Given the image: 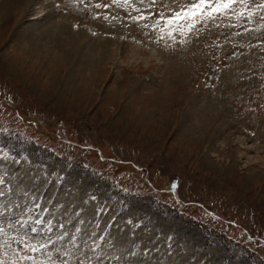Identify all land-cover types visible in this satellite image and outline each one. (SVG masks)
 <instances>
[{
    "label": "rangeland",
    "instance_id": "374dc122",
    "mask_svg": "<svg viewBox=\"0 0 264 264\" xmlns=\"http://www.w3.org/2000/svg\"><path fill=\"white\" fill-rule=\"evenodd\" d=\"M122 4L36 0L0 21V176L12 188L0 222L32 197L54 209L65 228L52 236L69 233L57 264H264V19L165 47L144 25L159 27L152 14L171 15V0ZM58 14L91 34L75 46L97 47L90 64L55 42L27 52L26 32ZM44 170L51 183L34 182Z\"/></svg>",
    "mask_w": 264,
    "mask_h": 264
},
{
    "label": "snow or ice",
    "instance_id": "6c2138e0",
    "mask_svg": "<svg viewBox=\"0 0 264 264\" xmlns=\"http://www.w3.org/2000/svg\"><path fill=\"white\" fill-rule=\"evenodd\" d=\"M132 0H123L122 6H131ZM169 11L171 15L165 17L164 12L153 13L158 16L160 23L159 27L154 23L149 28L145 23L144 27L149 29L150 33L158 32L161 39L165 40V47L171 40L180 45L188 42L190 36H198L200 27L207 26L211 31L212 27L220 28L229 26L227 22H231L233 18L237 21L242 19L253 20L257 14H261L260 18L264 19V0H187L183 3L182 0H171ZM174 6V7H173ZM58 7V5L56 6ZM139 11V10H138ZM142 17L134 16L133 20H139ZM147 16L143 17L147 20ZM157 43L160 41L157 40ZM49 173L46 170L42 171L40 176L33 177L34 182L44 178L46 183H51L48 179ZM65 177L57 176V183L62 186ZM12 192V188L6 183L5 178L0 176V197H5ZM98 197L91 195L84 202V207L89 202L95 203ZM54 202V197H49V203ZM19 207V206H18ZM59 208V205H57ZM54 209L43 205L37 197H32L27 206L23 208L21 215L15 223L9 222L7 226L0 222V264H57L53 257L52 247L57 242H63L69 233L64 232L52 236L55 228L64 229V223H54V219L48 218V214ZM95 214L102 216L108 209L104 206H99L95 210ZM74 214L79 216L83 214V208L74 211ZM84 220H79L78 223L83 224ZM21 229H29L31 235L25 232L20 234ZM81 229L74 227V232L70 236L69 243L77 246V234ZM15 232V234H13ZM77 250H79L77 246ZM59 252V249H57ZM65 257L70 253L65 251ZM46 257V258H42ZM61 264H70L68 259H65ZM77 264H85V260L81 259ZM91 264V262H89Z\"/></svg>",
    "mask_w": 264,
    "mask_h": 264
},
{
    "label": "bare ground",
    "instance_id": "6f19581e",
    "mask_svg": "<svg viewBox=\"0 0 264 264\" xmlns=\"http://www.w3.org/2000/svg\"><path fill=\"white\" fill-rule=\"evenodd\" d=\"M34 1H36V0H0V21L5 20L7 17H9V15H10L9 13L12 10L19 9L18 6H20V5L25 7V9L30 8V6L32 5V3ZM45 7H46V5H45ZM48 7H49V5H48ZM50 7H52V6L50 5ZM54 9L55 8H53V10L51 9L52 13L57 12ZM35 14H36V12H35ZM33 16H34L33 18L31 17L32 19L38 17L35 15H33ZM54 16H55V14H54ZM59 16L61 18V19L59 18L60 20L59 19L58 20H55V19L52 20L51 19L50 25L48 24V26L45 28H39L36 30L32 29L31 31L26 32L27 42L29 43V48L27 49V52H29V54L31 53V55L33 53L37 52V49L40 47V45L43 41L45 43H48V44L55 42L58 50L63 51L64 53L65 52H71V53L75 54V56L77 57V60H78V62H80V64H82V65H86L88 63L90 64V62H92L93 58L97 57L96 56L98 54L97 47L91 46V45H88V46L86 45V47L88 48V49H86V47L84 45L79 44L81 46L82 50H75V46H76V44H78L80 42L78 40V37H85L86 36L89 39H91V36H90L91 34L89 35V33L87 31H85L86 29L84 27H83V29H79V30L73 29L71 26L73 24L69 25V20L66 17H64L62 14H60ZM24 34H25V32H24ZM98 41H101V40L99 39ZM103 42L105 43L108 41H107V39L106 40L103 39ZM99 45L101 46V44H99ZM44 46H45V44H44ZM47 57H50V55L48 54ZM192 129H193V127H192Z\"/></svg>",
    "mask_w": 264,
    "mask_h": 264
}]
</instances>
